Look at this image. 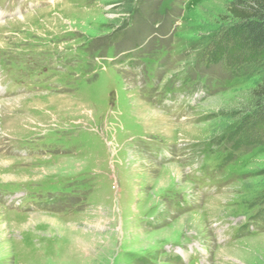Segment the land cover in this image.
<instances>
[{
    "label": "rangeland",
    "instance_id": "obj_1",
    "mask_svg": "<svg viewBox=\"0 0 264 264\" xmlns=\"http://www.w3.org/2000/svg\"><path fill=\"white\" fill-rule=\"evenodd\" d=\"M229 1L0 0V264H264Z\"/></svg>",
    "mask_w": 264,
    "mask_h": 264
},
{
    "label": "trees",
    "instance_id": "obj_2",
    "mask_svg": "<svg viewBox=\"0 0 264 264\" xmlns=\"http://www.w3.org/2000/svg\"><path fill=\"white\" fill-rule=\"evenodd\" d=\"M225 10L234 20L231 32L251 54L264 59V0H230ZM256 105L264 108V79L251 91Z\"/></svg>",
    "mask_w": 264,
    "mask_h": 264
},
{
    "label": "bare ground",
    "instance_id": "obj_3",
    "mask_svg": "<svg viewBox=\"0 0 264 264\" xmlns=\"http://www.w3.org/2000/svg\"><path fill=\"white\" fill-rule=\"evenodd\" d=\"M1 11H0V15H1ZM22 14V13H21ZM21 14H19V15H21ZM5 19V18H4ZM2 20V19H1ZM1 22V21H0ZM5 22V21H4ZM3 23V22H2ZM4 24V26H5V23H3ZM10 103H11V100H7V101H1L0 102V108H1V110L2 111H5V110H7L10 106ZM153 112H155V113H157V111H153ZM168 171H169V176L170 175H172L171 173L172 172H176L177 170H176V166H170V168H168ZM167 171V172H168ZM211 207V206H210ZM97 219V218H96ZM98 220H100V219H98ZM94 221V220H93ZM96 231V230H95ZM94 231H92V233H93ZM81 239H80V237H79V239L77 240L76 239V243H78L79 241H80ZM219 249H222V248H219Z\"/></svg>",
    "mask_w": 264,
    "mask_h": 264
}]
</instances>
